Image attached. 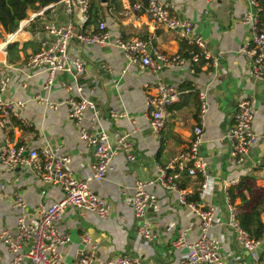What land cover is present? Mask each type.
Masks as SVG:
<instances>
[{
  "label": "crops",
  "instance_id": "0c3cea01",
  "mask_svg": "<svg viewBox=\"0 0 264 264\" xmlns=\"http://www.w3.org/2000/svg\"><path fill=\"white\" fill-rule=\"evenodd\" d=\"M161 1L169 6L174 18L193 23L194 33L203 38L207 52L219 59L218 66L205 59L198 64L187 62L183 66L166 68L160 73L164 83L180 91L179 102L171 108V117L162 132L157 134L150 128L145 105L147 95L152 93L151 85L158 77L148 68L131 64L119 48L73 43L71 54L86 62L85 73L78 77L59 73L54 86L45 90L48 74L35 72L27 64L39 52L41 41L49 38L44 23L55 21L65 25L69 22V16L60 5L48 10L44 18L23 23L15 41L21 50L15 63H9L7 51L6 54L2 52L8 35L0 41V79H10L7 90L0 92V96L5 101L24 103L17 109L12 126L8 130L0 128V149L7 141L24 148L27 154L50 146L57 156L70 157V170L76 178L84 179L96 163L95 150L80 139L81 128L69 119L67 105L72 95L78 96L77 86L84 87L85 97L93 101L101 113L98 130L107 132L112 143L114 133L131 134L135 160L131 162L126 154L119 153L107 178L90 183V190L111 206L107 218L76 208L66 210L57 224L58 229L71 238V243L60 250L65 263L71 264L81 258L82 236L88 234L101 261L128 255L140 258L144 264H181L188 250L173 245L181 232L186 231L189 242L200 237L199 220L193 211L179 203L177 193L159 184L149 186L147 191L155 202L148 210L147 219L155 237L145 241L140 235L142 222L135 218L129 202L138 182L154 179L159 174L158 166L167 168L176 155L189 148L193 130L200 123L199 95L203 93L208 111L200 155L214 178L212 190L201 199V177L192 178L186 173L181 174L179 186L187 192L188 200L195 198L198 205L216 207L217 224L211 234L222 243L225 264H264V238L254 258L239 245L227 225L229 190L233 191V204L240 214L261 208L264 202V81L254 78L253 62L244 52L252 35L243 18L253 7L250 0ZM142 4L144 0H133V6L131 0H120L116 7L109 9L111 0L102 4L105 8L103 22L111 37L140 38L168 57L190 53L188 58H191L194 47L176 32L158 26ZM136 5H141L143 10H137ZM260 8L264 22V0H260ZM95 27L88 24L86 31ZM242 100L254 104L253 129L259 141L245 163L239 166L232 160L233 144L229 133ZM113 111L127 114V117L115 119L111 116ZM92 114L91 110L86 112L83 128L90 127ZM40 178L38 166L8 170L0 163V231L14 234L22 214L30 224H36L42 209L64 198L60 186L43 184ZM18 196L25 202L24 210L16 207ZM261 219L264 222V213ZM12 259L8 249L0 246V264H11Z\"/></svg>",
  "mask_w": 264,
  "mask_h": 264
},
{
  "label": "built area",
  "instance_id": "2783aa9c",
  "mask_svg": "<svg viewBox=\"0 0 264 264\" xmlns=\"http://www.w3.org/2000/svg\"><path fill=\"white\" fill-rule=\"evenodd\" d=\"M52 4L42 8L38 13L22 22L20 28L8 35L3 42L2 52L6 54L10 44L16 41L23 29V23H32L38 18H44L45 13L58 6H63L69 16L65 25L50 21L44 23V31L49 38L41 41L40 50L28 61V67L35 72L48 74L45 90H50L59 73H69L78 77L85 73L86 62L83 58L72 56L71 45L75 42L82 46L116 47L124 51L127 60L134 65L150 69L158 78L151 85L152 93L146 98V118L150 128L155 133L162 132L171 117V108L179 102L180 91L173 85L166 84L161 79V72L166 68L183 66L187 62L198 64L202 60H212L218 66L219 59L212 58L207 52L206 43L202 37L194 33V24L182 21L172 16L169 6L161 0H148L144 10L160 27L176 32L181 38L195 47L196 52L191 58L184 56L168 57L149 41L140 38L125 39L112 38L105 22L97 29L86 31L91 20V0H51ZM253 11L245 14L243 23L249 27L251 42L245 48V54L253 62V76L257 81H264V22L260 0H250ZM137 10H143L136 5ZM10 79H0V92L7 90ZM72 92V88H68ZM78 96L72 95L67 100L68 117L80 130V139L95 150L96 163L92 171L84 179H78L69 168L71 158L59 157L50 146L42 150L26 153L24 148H18L7 141L0 149V163L8 170L16 168L41 169V182L55 184L61 187L64 198L47 209H42L40 219L36 224H30L25 214L18 218L17 229L14 234L8 230L0 231V246H4L12 254L11 264H66L61 248L71 243V238L63 234L57 227L68 208H76L81 212H92L101 218H107L111 206L90 190L92 181L102 182L112 170L113 162L119 153L127 155L129 161H134L133 140L131 134L114 133V143L110 135L98 130L100 111L93 101L85 97L84 87L77 86ZM42 102V98L38 97ZM199 125L193 130V138L187 150L176 155L167 168L157 167L159 174L148 182H138L129 204L133 208L135 218L141 221L140 235L145 241L154 239L153 230L147 219L149 208L155 200L147 191L149 186L159 184L168 191L179 196V203L190 208L199 220L200 237L195 242L187 240L186 231L174 242L175 248H187L181 264H225L222 257V243L211 234V229L217 224L216 207L213 205H198L187 199V192L178 185L181 174L195 178L201 177L200 198H205L212 190L214 178L208 173V168L200 155V147L204 140V120L208 111L206 95L201 93ZM24 106L23 102L5 101L0 96V128L8 130L13 124L17 109ZM88 110L93 112L90 127L83 128L82 122ZM115 119L127 117V114L112 112ZM255 108L250 100H242L237 106L234 123L229 133L233 144L232 160L241 166L247 160L252 149L258 144L259 138L254 132L253 122ZM227 188V187H226ZM16 207L24 210L25 202L22 197L16 199ZM227 209L229 218L227 225L232 230L239 245L257 257L262 241L254 240L242 228L239 221L238 208L228 199ZM84 251L81 258L71 264H144L140 258L134 256H120L114 260L101 261L97 254V247L91 243L88 234L82 236Z\"/></svg>",
  "mask_w": 264,
  "mask_h": 264
},
{
  "label": "trees",
  "instance_id": "16d2710c",
  "mask_svg": "<svg viewBox=\"0 0 264 264\" xmlns=\"http://www.w3.org/2000/svg\"><path fill=\"white\" fill-rule=\"evenodd\" d=\"M120 0H111V6L114 8L119 4ZM148 0H144L143 7H146ZM133 6V0H131ZM52 4L51 0H0V41L5 39V35L15 33L21 26L22 22L28 20L31 14L38 13L42 8ZM105 20V8L101 4V0H91V20L89 25L96 26L97 29ZM189 47H187L188 49ZM192 49H195L192 48ZM189 50V49H188ZM197 51L196 49L194 50ZM9 63H15L19 60L20 48L18 43H12L7 48ZM190 57V53L184 56ZM179 185V180L177 181ZM180 187V186H179ZM231 202L234 203L233 191L229 190ZM191 203H196L197 199H189ZM264 202H261L263 206ZM257 208L254 211H248L240 214L239 221L242 228L254 240L260 241L264 238V222L261 219L264 209ZM239 210V209H238Z\"/></svg>",
  "mask_w": 264,
  "mask_h": 264
},
{
  "label": "water",
  "instance_id": "95a60500",
  "mask_svg": "<svg viewBox=\"0 0 264 264\" xmlns=\"http://www.w3.org/2000/svg\"><path fill=\"white\" fill-rule=\"evenodd\" d=\"M102 4L106 5L109 3V0H101Z\"/></svg>",
  "mask_w": 264,
  "mask_h": 264
},
{
  "label": "rangeland",
  "instance_id": "374dc122",
  "mask_svg": "<svg viewBox=\"0 0 264 264\" xmlns=\"http://www.w3.org/2000/svg\"><path fill=\"white\" fill-rule=\"evenodd\" d=\"M131 38H133V37L128 38V40L131 39Z\"/></svg>",
  "mask_w": 264,
  "mask_h": 264
}]
</instances>
